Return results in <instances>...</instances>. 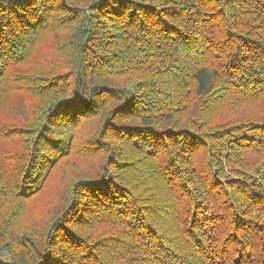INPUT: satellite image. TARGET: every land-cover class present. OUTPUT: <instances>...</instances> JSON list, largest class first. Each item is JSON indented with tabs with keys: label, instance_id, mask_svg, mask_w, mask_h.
Instances as JSON below:
<instances>
[{
	"label": "trees",
	"instance_id": "trees-1",
	"mask_svg": "<svg viewBox=\"0 0 264 264\" xmlns=\"http://www.w3.org/2000/svg\"><path fill=\"white\" fill-rule=\"evenodd\" d=\"M0 264H264V0H0Z\"/></svg>",
	"mask_w": 264,
	"mask_h": 264
}]
</instances>
